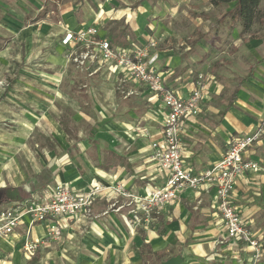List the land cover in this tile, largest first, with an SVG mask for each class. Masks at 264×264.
<instances>
[{
    "label": "rangeland",
    "instance_id": "374dc122",
    "mask_svg": "<svg viewBox=\"0 0 264 264\" xmlns=\"http://www.w3.org/2000/svg\"><path fill=\"white\" fill-rule=\"evenodd\" d=\"M46 1H50L48 13L37 18ZM98 1L92 9L100 12V5L109 0ZM72 2L80 0H0V185L28 179L49 159L74 157L81 167L83 159L93 165L109 163L112 145L124 144L118 132L105 131L111 122L152 121L162 130L160 104L153 102L145 85L132 78L122 80L116 68L91 76L70 61L73 48L64 21H79L83 13L75 8L58 13L55 5ZM229 7H214L210 0H146L135 15V21H141L140 36L127 26L132 16L125 18L122 13L101 28L116 33L117 27L126 26V34L134 38L132 46L153 39L157 46L152 56L154 63L159 61L153 70L158 75L172 69V77L192 80L203 71L218 81L219 71H233L234 83L226 82L231 93L248 67L264 55V0L248 34H241L237 24L230 26L227 18L216 22ZM228 95L223 92L220 98L227 100ZM7 163L10 173L3 170ZM88 230L81 229L77 237L51 240L49 244L61 253L50 254L41 264H139L132 262V243L125 252H107L99 246L97 234L84 237ZM257 235L264 245V233ZM166 256L146 251L145 264H161Z\"/></svg>",
    "mask_w": 264,
    "mask_h": 264
},
{
    "label": "crops",
    "instance_id": "0c3cea01",
    "mask_svg": "<svg viewBox=\"0 0 264 264\" xmlns=\"http://www.w3.org/2000/svg\"><path fill=\"white\" fill-rule=\"evenodd\" d=\"M81 1L78 4L72 2L69 5H55L57 12L62 14L71 12L72 8L82 11L81 20L71 23L64 21L65 25H69L70 33L91 26L96 27L99 29L100 38L119 46L112 42L111 38L117 37L122 29L126 31V26L117 27L116 33H105L101 25L106 20L115 18L114 14L122 13L125 18L132 16V21L127 19V26L132 34L140 36L141 21H135V15L146 0H109L100 5V12L92 9L97 3L98 7V0ZM116 39L114 38L115 41ZM125 42L130 46L135 45L134 38L131 39L128 34ZM81 50L80 45L73 49L75 52ZM249 56L254 57L253 54ZM263 58L264 55L251 65ZM158 63L159 61L152 64L156 70ZM83 68L91 76L113 70V67H97L91 63H87ZM117 72V77L122 76ZM172 72V69H166L159 75L163 84L178 96L188 97L194 87L195 78L188 80L172 77ZM218 73V81L213 80L210 84L209 97L201 103L198 118L196 116L185 121L181 148L184 166L194 175L203 173L221 159L227 149V141L233 137L261 133L244 154L247 161L257 163L258 169L245 171L238 177L231 195V203L252 232L264 233V61L257 66L253 77L240 86L235 98L232 96L239 81L232 87L231 93L226 90V82H232L234 77L233 71ZM223 92L229 94L227 100L220 98ZM153 102L160 104L161 115L164 116L167 111L161 100L153 97ZM152 123L140 121L132 125H118L114 122L107 124L105 131L115 130L124 143L121 147L112 145L109 163L93 165L83 159L81 167L74 157L44 161L34 169L28 179L18 178L13 185H0V189H19L22 195L20 200L4 202L3 207L41 198L44 192L56 183L66 184L77 191H86L96 182L108 187L120 184L126 193L138 196L146 195L148 187H162V173L156 164L147 159L150 144L161 138V129L155 128ZM3 170L10 173L11 163H7ZM45 170L49 174L48 180L40 183L36 177ZM214 194V189L199 192L186 189L175 201L165 205L150 218L145 219L140 214L142 221L139 224H131L129 220L135 204L127 197H115L111 192H107L96 199L87 215L60 221L61 236L63 239L77 237L81 229L88 228L84 237L89 238L97 234L101 239L97 241L99 246L113 253L127 251L132 243V262L139 264L146 263V251L168 254L166 260L178 257L179 264H243L246 259L245 247L240 245L239 249H235L231 242L227 246L226 231L217 211L213 209ZM28 223L29 220L25 218L24 225L19 227L15 234L6 239L0 237V264H41L50 254L61 253L49 244L52 239L47 237V223L40 222L30 228V237L39 242V247L33 255H26L22 245ZM260 264H264V256Z\"/></svg>",
    "mask_w": 264,
    "mask_h": 264
},
{
    "label": "built area",
    "instance_id": "2783aa9c",
    "mask_svg": "<svg viewBox=\"0 0 264 264\" xmlns=\"http://www.w3.org/2000/svg\"><path fill=\"white\" fill-rule=\"evenodd\" d=\"M68 35L73 49L77 45L82 47L80 52L72 51L69 56L77 67L83 68L91 63L97 67L116 68L123 79L132 78L145 85L154 97L161 100L167 111L161 138L150 144L147 159L156 164L162 173L164 185L148 187L146 195L138 196L126 193L120 184L108 187L96 182L86 191H77L66 184L56 183L41 198L15 203L6 208L0 206V237L6 239L12 236L24 225V219H28L22 250L26 255H33L39 247V242L30 237V228L35 223H47V237L58 239L62 234L60 221L87 215L96 199L107 192L115 197L131 199L135 208L131 211L129 223L139 224L143 219L140 214L145 219L150 218L165 205L175 201L186 189L194 192L214 189L213 209L218 213L231 246L235 249H239L240 245L247 248L243 264H260L264 256L262 240L245 225L231 203V195L236 180L243 172L258 169L257 163L247 161L244 154L261 133L233 137L217 163L203 173L192 174L184 166L181 152L184 125L188 118L200 114L201 103L209 97L210 84L214 78L206 73L194 74V87L188 97L182 98L168 89L153 70L152 52L157 46L153 39H148L142 46L122 48L100 38L97 28L92 26L76 33L69 32Z\"/></svg>",
    "mask_w": 264,
    "mask_h": 264
},
{
    "label": "trees",
    "instance_id": "16d2710c",
    "mask_svg": "<svg viewBox=\"0 0 264 264\" xmlns=\"http://www.w3.org/2000/svg\"><path fill=\"white\" fill-rule=\"evenodd\" d=\"M143 0H139V2H142ZM261 0H210V4L214 7L220 6V5H230V7L217 19L216 22H221L224 19H228L230 21V26H233L235 24L239 25L240 27V33L241 34H248L252 26L257 19L259 5ZM49 1H46L42 9L37 15V18H41L45 16L49 9H48ZM118 38L116 41L112 37L111 40L115 44L119 45L122 48H128L131 47L128 43L125 42L126 32L124 29L119 31V34L117 36ZM264 61V58L260 60L258 63L253 64L249 67L248 72L245 76L241 77L239 79V82L237 84L236 90L233 93V98H235V95L237 94V90L240 88V86L247 82L250 78L253 77V73L257 66ZM49 174L45 170L42 172L41 175H38L36 178L40 183H44L48 180ZM0 192L2 194V197L6 203L20 200L22 195L21 191L16 188L7 187L0 189Z\"/></svg>",
    "mask_w": 264,
    "mask_h": 264
},
{
    "label": "water",
    "instance_id": "95a60500",
    "mask_svg": "<svg viewBox=\"0 0 264 264\" xmlns=\"http://www.w3.org/2000/svg\"><path fill=\"white\" fill-rule=\"evenodd\" d=\"M4 199L2 197V194L0 192V206L4 204ZM180 259L178 257L169 258L168 260L162 262L161 264H179Z\"/></svg>",
    "mask_w": 264,
    "mask_h": 264
}]
</instances>
